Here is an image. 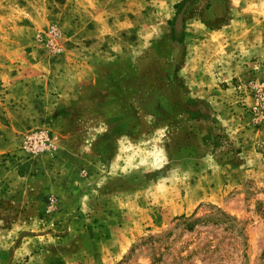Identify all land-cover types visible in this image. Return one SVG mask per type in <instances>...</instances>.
<instances>
[{
  "label": "rangeland",
  "instance_id": "rangeland-1",
  "mask_svg": "<svg viewBox=\"0 0 264 264\" xmlns=\"http://www.w3.org/2000/svg\"><path fill=\"white\" fill-rule=\"evenodd\" d=\"M86 42L111 67L56 124L103 176L46 194L0 139V264H264V0H0V138Z\"/></svg>",
  "mask_w": 264,
  "mask_h": 264
},
{
  "label": "crops",
  "instance_id": "crops-1",
  "mask_svg": "<svg viewBox=\"0 0 264 264\" xmlns=\"http://www.w3.org/2000/svg\"><path fill=\"white\" fill-rule=\"evenodd\" d=\"M67 51L53 63L44 59V74L40 69L39 82L36 81L39 84L33 86L27 93L26 107L18 111L19 114L11 122L5 123V128L1 126L0 139L14 137V142L9 148L18 156L10 159L11 163L26 166L30 173L43 170L46 194L76 190L77 187H83L87 183L90 185L98 176H103L102 163L98 160L94 142L80 144L76 151L66 149L64 144L61 145L59 142L65 136L56 123L61 119L60 114L67 111L72 101L74 103L77 99L78 93H81L78 86L86 80L84 75L86 67L90 71L93 69L99 71L100 67H111V62L107 60L111 50L103 47V44L86 42L80 47L75 45L73 49L67 48ZM82 51L87 52L88 65H84L85 56ZM33 63L39 66L41 61H38V64ZM96 71L97 80L99 74ZM103 77L104 80L108 79L106 75ZM1 123L2 120L0 125ZM37 129L52 132L53 139L46 143L42 153L32 154L25 151L22 135L34 133ZM4 143L10 144L9 141ZM67 177L71 180L67 181Z\"/></svg>",
  "mask_w": 264,
  "mask_h": 264
},
{
  "label": "built area",
  "instance_id": "built-area-1",
  "mask_svg": "<svg viewBox=\"0 0 264 264\" xmlns=\"http://www.w3.org/2000/svg\"><path fill=\"white\" fill-rule=\"evenodd\" d=\"M46 133L47 132H44V135L42 136L41 135L29 136L27 140L28 149L33 152H36L41 150L43 146L45 147L46 143L51 139L49 135Z\"/></svg>",
  "mask_w": 264,
  "mask_h": 264
},
{
  "label": "water",
  "instance_id": "water-1",
  "mask_svg": "<svg viewBox=\"0 0 264 264\" xmlns=\"http://www.w3.org/2000/svg\"><path fill=\"white\" fill-rule=\"evenodd\" d=\"M187 8H188V4L182 9V11L179 13L177 17V26H176L177 31H180L183 28V22Z\"/></svg>",
  "mask_w": 264,
  "mask_h": 264
},
{
  "label": "trees",
  "instance_id": "trees-1",
  "mask_svg": "<svg viewBox=\"0 0 264 264\" xmlns=\"http://www.w3.org/2000/svg\"><path fill=\"white\" fill-rule=\"evenodd\" d=\"M194 1H197V0H194ZM183 40H184V38L183 37H181L180 39H179V41H180V43H182L183 42ZM221 213H222V211H220ZM223 215H224V212H223ZM232 220L233 221H235V223L237 222V220L236 219H234V218H232ZM191 229H193L194 227H195V223H192V224H190V226H189ZM243 229V228H242Z\"/></svg>",
  "mask_w": 264,
  "mask_h": 264
}]
</instances>
